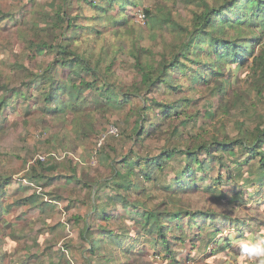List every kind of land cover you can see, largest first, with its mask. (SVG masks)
Segmentation results:
<instances>
[{"label": "trees", "instance_id": "obj_1", "mask_svg": "<svg viewBox=\"0 0 264 264\" xmlns=\"http://www.w3.org/2000/svg\"><path fill=\"white\" fill-rule=\"evenodd\" d=\"M2 1L0 20L17 22L21 47L10 65L15 78L6 82L0 72V133L3 122L11 121L14 100L21 99L26 107H16V127H31L35 136L50 129L65 155L62 163L38 161L21 178L11 171L26 167H7L0 173V216H23L16 223H0V235L4 231L12 241L16 236L25 240L16 243L20 262L146 264L134 260L144 253L134 243L144 237L158 254L177 262L174 236L169 235L172 223L188 218L193 229L199 216L216 219L213 209H193V200L182 190L193 184L198 194L207 193L197 183L222 182L223 176L214 179L209 170L217 164L229 169L227 160L239 152L264 177L262 125L251 129L241 123L235 136L224 126L188 138L179 135L200 114L189 108L195 102L189 94L197 83L213 86L211 95L221 94L219 105L209 112L213 119L227 118L239 102L252 101L244 89H231L230 81H212L224 66L243 68L253 57L249 67L260 81L251 86L262 96L264 0H187L196 5L190 15L158 1L141 11V25L134 13L131 17L126 12L128 7L136 12L138 0H19L14 12L5 10ZM20 8L26 12L21 21L15 18ZM145 30L151 32L149 45L143 43ZM117 64L131 70V82L120 80ZM22 114L31 120L21 119ZM132 119L133 125H119ZM101 120L106 122L103 134L112 126L121 128L129 150L118 152L106 140L92 152L96 168L69 157L71 146L80 153L86 142L93 144ZM166 167L174 177L160 187V197L146 183H155L156 174ZM225 218L242 222L228 214ZM110 220L119 222L113 227ZM20 226L29 231L19 235ZM7 243L0 236V264L9 257Z\"/></svg>", "mask_w": 264, "mask_h": 264}, {"label": "rangeland", "instance_id": "obj_2", "mask_svg": "<svg viewBox=\"0 0 264 264\" xmlns=\"http://www.w3.org/2000/svg\"><path fill=\"white\" fill-rule=\"evenodd\" d=\"M18 1L4 0L1 2V5L5 10L14 12ZM158 1L183 15H190L189 9L196 7L193 1L187 4V0H138L140 8L134 12L133 8L128 7L126 12L131 17L134 13V20L137 24L141 25L137 14L145 7L151 6ZM25 6L24 8H28ZM23 15H26V12L20 8L16 12L15 18H19L21 21ZM150 34L151 32L148 30H145L143 33V43L146 45L152 42ZM256 34L260 35L257 31ZM20 47L21 43L17 35V22L15 20H0V72L6 82H10L15 78L10 65ZM252 61L253 57L250 58V63L243 68H238L237 65L224 66L221 69L223 73L221 76L217 75L214 77L210 72L205 71L206 74L208 73L213 76V82H219L220 79L228 80L230 81L231 89H244L245 92L251 95L252 101L239 102L227 118L219 116L217 117L219 120L217 118L213 119L209 115V112H213L219 105L221 94L211 95L210 90L213 89V86L206 88L201 83H197L195 84V91L189 94L190 97H195V102L190 104L189 108L193 111H199L200 114L186 127L181 128L179 135L188 138L199 132L211 130L215 126L221 130L224 126L229 134L235 136L238 130L237 127L241 123H244L245 127L251 129L257 125L264 126V92L260 96L251 86L252 83L260 81L259 76L253 75L249 67ZM115 69L123 83L132 81L133 73H131V70H127L118 64L115 66ZM32 92L34 93L35 91L31 90L30 93ZM176 97L177 95H173L172 99ZM13 107L15 108L14 113H16V107L25 108L26 102H23L21 99H15ZM14 113L12 112L11 114V121L6 120L3 122L2 127L4 132L0 133V173L4 172V169L7 167H26L25 169L15 168L11 171V175L14 178H21L28 171L29 167L39 161L38 157L41 156H46V162H64L65 155L59 137L52 135L50 129H45L38 136L31 135V127L27 128L22 125L16 127V123H13L16 120ZM30 116L22 114L21 119L28 118L31 120ZM127 124L124 126L119 123L124 128L133 125V119ZM96 127L99 130V134L91 137L93 144L86 142L87 146H82L80 153H76L74 145L69 150V157L74 160H81L82 164L90 162L94 168H96L97 162L93 164L95 162L92 160V152L95 148L97 149V143L106 128V122L101 120V123L97 124ZM116 128L118 129V134L109 137L107 142L116 147L118 152H127L130 148L128 141L123 140L121 128L119 126ZM69 135L71 139L76 138V134L73 132H69ZM46 139H49L50 143L45 142ZM147 143H150V139L146 140L145 144ZM151 144V147L156 149V143L152 141ZM52 153H55L56 157L50 156ZM246 155L244 152L242 154L239 152L236 158H229L226 162V167H229V169L221 170L219 164L210 169V177L218 179L223 176V181L215 182L212 179H206L197 183V185L202 186L204 189H208L207 193L198 194V192H195L193 184L187 190H182L181 194L193 200V209H213L216 212V219L211 221L202 219L199 216L197 218L199 225L194 226L193 229H190L188 225V218H184L180 222H174L176 224L172 223L173 231L169 232V235L174 236L173 245L177 262L165 256L164 253L158 254L151 247L149 237L140 238L139 242L134 243L136 251L144 249V253L134 256V260L146 264H264V177L260 176L257 167H250L249 162L245 159ZM16 157H20L18 164ZM205 157L207 155H204L202 158ZM179 169L181 168L179 167ZM227 170H231L233 176H230ZM198 175L201 176V173ZM173 177L174 173L171 168L166 167L163 173L156 174L155 178L157 179L155 183L147 182L146 185H150L152 189H158L155 190V193L161 197L162 188L160 187L169 185ZM212 186L214 188H209ZM257 206L258 208H256ZM231 207H235V210H232ZM9 213H4L0 216V223L4 224V221L5 223H16L23 218V216L16 218L14 214ZM225 214H228L232 218H238L242 222L236 224L230 218L226 219ZM110 222L112 223L111 226L116 227L119 221L110 220ZM20 227L19 235H24L29 231L28 228ZM0 236L5 237L8 242L5 251L9 253V257L5 260V263L25 264V262H20L16 256V243H23L25 240L19 241L18 237L21 236H16L15 240H18V242L12 241L10 234H6L4 231ZM222 239L224 241H221ZM139 243L142 244L139 245Z\"/></svg>", "mask_w": 264, "mask_h": 264}, {"label": "built area", "instance_id": "obj_3", "mask_svg": "<svg viewBox=\"0 0 264 264\" xmlns=\"http://www.w3.org/2000/svg\"><path fill=\"white\" fill-rule=\"evenodd\" d=\"M137 16H138V19H139L138 21H140L141 24L142 23L144 24L145 21H144L143 13L140 11V13H138ZM117 134H118V129L115 126H112L107 133H104V134L101 135L100 140L97 143V147L99 148L101 145H103L105 143V141L108 139V137L116 136ZM50 156L56 157V154L52 153ZM38 160L42 161V162H46L47 158H46V156H41V157H38ZM92 160H93V162H95L93 164H96V162H97L96 155L93 157Z\"/></svg>", "mask_w": 264, "mask_h": 264}]
</instances>
